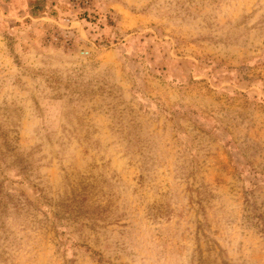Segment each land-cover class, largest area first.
I'll list each match as a JSON object with an SVG mask.
<instances>
[{
  "label": "rangeland",
  "instance_id": "obj_1",
  "mask_svg": "<svg viewBox=\"0 0 264 264\" xmlns=\"http://www.w3.org/2000/svg\"><path fill=\"white\" fill-rule=\"evenodd\" d=\"M0 264H264V0H0Z\"/></svg>",
  "mask_w": 264,
  "mask_h": 264
}]
</instances>
